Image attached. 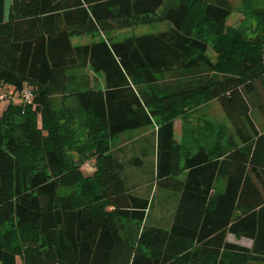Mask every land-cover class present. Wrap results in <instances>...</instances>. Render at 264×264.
Wrapping results in <instances>:
<instances>
[{
	"label": "trees",
	"instance_id": "1",
	"mask_svg": "<svg viewBox=\"0 0 264 264\" xmlns=\"http://www.w3.org/2000/svg\"><path fill=\"white\" fill-rule=\"evenodd\" d=\"M232 11L231 0H10L0 85H25L32 99L0 113V264H264V131L246 97L260 92L264 118V0H244L246 28L227 23ZM163 20L156 32L72 42ZM83 68L103 86L69 88ZM213 99L240 143L185 152L175 119ZM148 126L157 182L178 193L168 229L146 222L149 198L126 185L112 149Z\"/></svg>",
	"mask_w": 264,
	"mask_h": 264
},
{
	"label": "rangeland",
	"instance_id": "2",
	"mask_svg": "<svg viewBox=\"0 0 264 264\" xmlns=\"http://www.w3.org/2000/svg\"><path fill=\"white\" fill-rule=\"evenodd\" d=\"M231 1L233 11L229 15L227 23L236 27H242V29L250 26V22L252 21L246 22L244 20V0ZM9 4L10 0H0V20L7 18ZM169 25L170 23L167 20L154 21L149 24H138L109 32L74 36L72 42L78 44L98 39L116 41L131 35L163 30ZM209 53L213 56L211 49H209ZM81 84L103 86L104 77L102 73H93L88 68L72 70L70 72L69 88H77ZM256 85L260 89L259 81H256ZM25 89H27L25 85L20 91L12 90L11 85H0V113L8 104H22ZM259 94L260 92H255L252 95H246V97L252 106L250 115L255 125L259 130L264 131V118H262L256 106H254L259 100ZM60 98V94L55 95L57 102H60ZM15 117L17 118L18 116ZM174 127L175 137L183 146L185 152H194L201 145L227 143L228 139L240 143V139L233 125L228 121L217 99H213L194 111H191L185 119L176 118ZM219 130H222L221 135L217 134ZM112 149L124 163L122 174L126 185L128 187H134L137 193L149 198L150 205L147 211L146 222L149 225L168 229L171 225L175 206L178 201V193L157 182L155 171V127L148 126L120 133L113 139ZM136 158H140L139 164L133 163ZM80 168L84 174L90 173L94 168L93 159L86 161ZM178 177L183 179L185 175L183 173ZM223 186L224 177H218L215 182V189H222ZM227 239L246 246H250L251 243L248 238H239L232 233L227 234ZM17 264H19V259H17Z\"/></svg>",
	"mask_w": 264,
	"mask_h": 264
},
{
	"label": "built area",
	"instance_id": "3",
	"mask_svg": "<svg viewBox=\"0 0 264 264\" xmlns=\"http://www.w3.org/2000/svg\"><path fill=\"white\" fill-rule=\"evenodd\" d=\"M23 98H24L25 102H31L32 93H31V89L30 88L25 89V92L23 94Z\"/></svg>",
	"mask_w": 264,
	"mask_h": 264
},
{
	"label": "crops",
	"instance_id": "4",
	"mask_svg": "<svg viewBox=\"0 0 264 264\" xmlns=\"http://www.w3.org/2000/svg\"><path fill=\"white\" fill-rule=\"evenodd\" d=\"M6 19V18H5ZM3 20H4V18H3ZM225 182H226V179H224V184H225Z\"/></svg>",
	"mask_w": 264,
	"mask_h": 264
}]
</instances>
